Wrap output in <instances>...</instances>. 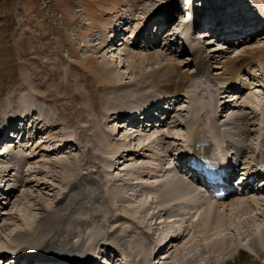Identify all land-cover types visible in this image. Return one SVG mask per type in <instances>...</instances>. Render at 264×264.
<instances>
[{"label":"rangeland","instance_id":"1","mask_svg":"<svg viewBox=\"0 0 264 264\" xmlns=\"http://www.w3.org/2000/svg\"><path fill=\"white\" fill-rule=\"evenodd\" d=\"M140 1L141 0H0V127L4 124L2 118V116L4 115L3 110L5 107H9L11 105L10 100L13 98V102L19 104L24 96L25 98L30 100V102H33V104H35L36 108H38V111L42 109L43 114L55 118V120L59 115L68 117L70 120H72L73 126L71 124L64 123L62 127H60L61 124L54 122L57 126L56 129H58L59 127L60 128L57 131H55L56 129L48 130L50 138L54 140V143H56L55 141H60L61 136L56 137L55 135L57 133L58 135H60L62 134L60 132H67L69 130L72 134L80 133L79 137L82 140L83 144L82 146L77 144L75 146L70 145L67 148V153L63 152L59 155H55V153L50 154L51 159H54V157L57 156L55 157V159L59 158L65 161L68 168H54V164V166L49 169L50 172L48 173V175H46V177H48L46 181H49V179L51 178L56 183V185L58 184L61 189L65 184H68L69 182L89 179L90 177L100 179L101 175L99 174L101 170L104 179V181L102 182V188L108 190V199L112 202L114 201V203H117L116 205L114 204L115 216H118L117 212L118 214L123 215L126 213V210H130L131 212L133 210V217L138 219L140 223H143L144 226L148 227H152L155 222H157L158 226H160L159 224L163 221L169 222L170 215L174 216L177 221L175 222L177 224L174 222L171 223L172 225L170 224V226H160L159 229L160 231H166L167 229L171 231L172 228H174L178 229L177 233H183V231L186 229L183 238L181 240H178L175 244V246L182 251L174 253L170 259H164L168 249L170 248V246H167L165 249H162L161 251L157 252V254H155V264H163L165 262L167 264H264V251L259 252V255L255 254V250L257 249V247L264 248V210H254V212H246L241 214L245 219V223H240V226L235 224L232 225L233 223L230 222L228 218L223 223L224 227L222 225L217 226L216 219L213 218H209L208 222L205 225L199 226L203 218V208L199 210L191 209L194 207L191 202L189 204L174 206L173 208H176L177 210L168 213L167 216H164L163 221L159 218V216L149 221L146 220V218H149V215H152V213L154 212V208L157 206V204L153 205L152 203H155L158 199V190L164 189L165 185H163V183L169 180V178L171 179L172 177H175L177 179L176 172L166 171L169 168V166L166 165V162L163 164L166 168L164 169L166 173L163 172L156 174L157 176L160 175L158 177L159 179L153 177L151 174L149 175L150 177H147L145 179V172L143 173V169H134V171L136 170L135 173H137V171L139 172L135 176L132 175V180L138 179V181L141 180L142 184L144 183V181H147L148 183L146 184L147 187H145V193L142 188V197L135 194L133 195V190L128 195L127 192L130 189L135 190V185L134 182L125 180L127 179L125 177V172H127V170L128 172H131L133 166H135L136 164L138 165V162H140V167L144 166L145 168L146 161L143 160L145 159V156H142V152L137 151L135 153L139 152V154L136 155H133V153L131 155V158H129L130 155H128V157L124 161V163L126 164L123 163V166L117 164L116 162V171L115 169L111 170L112 175L107 173L105 162L103 158L100 157V155L107 156L108 152H112L123 147L127 148L131 145L122 146L117 142L115 137H111V131H113L116 126L120 125L118 124V122L115 123V121H113L115 120V118L112 113L111 115L113 117L109 118V120L106 117L102 116L93 117L92 109L94 108V106L99 107L102 111L107 113L108 111L111 112L110 110L114 111V109H118L121 106L122 102L119 97L117 98V89L121 85H130V87L132 86V89L134 87V90H136L137 85L134 84L144 81L145 77L150 76L154 70H158L159 66L161 67V63L166 64L167 62L172 61L173 64L178 65V67H172V72L164 75V77L163 75H155L153 77L150 76L151 83H155V88L150 92H152L156 97L163 95V92L166 88L174 87V85L177 86L179 83L185 84L186 91H194L192 87V80L193 78H195L194 74L198 67L197 64L201 68H203L204 64H206L207 62L209 63L210 57L212 58V56V60H214L215 62L217 61V64L215 65V63L213 64V62H210L209 64H212L213 67L207 71H203L205 76L202 77L204 75L203 74L202 76H200V78H206L207 80H211L212 83H215L216 81L214 80V76H216V78L219 80L222 78V76L216 74H220L224 71V69H222L224 65V63L222 65L223 60L221 61L220 58L218 59V56L217 58H215L211 53L210 57L205 58L206 54L210 53L211 50H213L210 49L212 46H209L207 44V40H209L208 38L201 41V47L204 48L201 55H203L205 59L202 63L200 62L201 60H199V57L194 56L192 52L185 53V51L183 52V49H179V47H173L174 52L176 51V53L167 58V60L169 61H165L166 59L163 57L162 59L164 61H161V63L154 61V59H150V61H147L144 70L140 68H137L136 70L133 67L134 64H130L132 62V59L130 58L131 56L128 55L127 57H122V60H120L121 56L119 53L125 54L124 51L126 50L131 51V53H141V48L143 46L141 40L137 44L138 46L136 44H126V47L119 46L118 52H115L110 56L107 50L103 48V41L109 35L114 21L119 20L122 16H124V20L128 18V15H130V17L135 16L139 21L134 24L135 31H131V27H128L126 29L127 32H125V35L130 32L131 34H136L138 36L140 32L139 29H141V27L143 26L140 22V19H143L144 17L147 19V17L150 15V6L148 4L145 5V3ZM154 1L155 2H153V5L157 4L158 7H161L163 5L162 9L159 11L161 12L164 11L166 7H168V4H171V1L173 0ZM185 1L187 2L188 0ZM140 12L143 16L140 14ZM146 19H143V21L145 22ZM144 22L143 24H145ZM98 32H100L99 35ZM199 32L200 33H196L194 35V38H202L200 36H202L201 34L204 32V28H201ZM245 37V35L240 38L234 37L233 40L235 43H232V41H230L229 43L224 41V43H226L225 45L224 43L221 45L217 44V49H221L225 46L229 47L227 49H223L220 53H218L217 51V53L221 56L227 54L228 51H232L231 55H228L231 58H234L237 53H240L242 57H246L251 63L250 71L252 73L259 74V70L264 71V68L260 67V63L264 61L263 36L262 34H260L258 40L252 44H248V42H245ZM126 40H129V38L126 37ZM158 48L159 47L156 48V51L159 50ZM236 49L237 51L234 52ZM143 50L145 52L149 51L146 49ZM154 51H150V53H156ZM147 54H149V52H147ZM113 55H115L117 58L113 57ZM234 63L241 64V62H239V59ZM217 65H219L221 70L218 69L219 67ZM108 68L112 69L111 73L109 72ZM255 69H257V73L254 72ZM179 72L182 74L187 73L188 79H182V76L178 75ZM191 74H193L192 77ZM258 83L259 79H256V82L251 83L253 93H256V91L258 90L264 92L263 88H256V85ZM194 84L198 86L197 82H193V85ZM147 89H144L143 91H147ZM143 91L136 90L135 92L141 95L140 92ZM200 91H202V87L198 89V94L203 97H207L209 101V93ZM33 93L35 96L37 95L38 97H41L42 100L37 101L36 99H34ZM244 96H249V93L244 94ZM38 97L37 99L40 100ZM223 99L225 101L227 100V97H223ZM242 100H246V98ZM134 101L136 100H133V102ZM26 103L28 107H34L31 105V103ZM204 103H207L206 99ZM256 103L257 100L252 99V103L248 104L249 107H252V110L247 108L248 112L249 110L253 112V110L255 109H257V111L259 112L264 105V96L260 99L258 98L259 105ZM194 104H196V101H193L192 105H189L183 98H181L178 102V105H176V108L193 109ZM137 107H140L139 99ZM19 110H24V105ZM94 112L98 113V109L96 107L94 108ZM246 112L247 111L242 110V114L244 113L245 115H247ZM232 113H237L236 116L238 115L239 117L240 109L229 110L228 116H226L225 114L226 118L228 119V117ZM177 114H179V112H177ZM188 114H190V111L184 114L185 120L188 119ZM234 114L232 115L235 116ZM35 115L36 119L34 122L37 123V121H41L40 113L37 112L36 114H34V116ZM34 116L30 117L29 119L31 120ZM124 125L125 123H123L121 126ZM41 126H45V123H43L39 127ZM121 126L117 127V129L121 128ZM229 128L231 127L229 126ZM251 128L254 131L258 129V127ZM162 130H159L160 133L164 132ZM186 130L187 129L185 127L183 128L182 126L181 128L180 126L173 133L177 134L176 136L178 137V135H180L182 132V134H185L187 132ZM121 131L122 130H120V136H122V139L126 138L125 129L122 131V133ZM158 134L159 132L155 133V136L152 137L151 134L147 137L144 136V139L141 140L148 141L146 142V144L154 141V143L152 144L153 146H158L160 142H164L165 144L166 142H168L167 144L170 146L171 144H174L175 139L173 138L164 139V136L162 138L160 137L159 140L156 139V137H158ZM4 138H6V136ZM251 138L252 140H249L248 144L254 142V134ZM105 140L108 141L107 144ZM76 146L78 147L77 151H73L71 153L68 152L70 151V148H75ZM166 148L165 153L168 150V148ZM130 150L135 151L136 149H132L130 147ZM122 151H124V149ZM87 152L91 153L86 155ZM122 153L123 152H121V155L119 156L125 158L127 153ZM143 153L145 154L146 152ZM46 154L47 153L45 152L41 153V156L38 158V160L47 159L46 156L48 154ZM10 157L11 156H9L8 158ZM47 161L48 159L39 162H42V164H44ZM171 162L172 160L170 159V164ZM85 163H88V166L86 167L91 166V169L86 170V167L84 166ZM40 166L41 165H37V167ZM11 170L12 168L9 169L10 174H13ZM120 170L123 171L121 172ZM94 171L96 173H92ZM158 172H160V167L158 168ZM87 173L91 174L87 176ZM147 173H149V171H146V174ZM67 174L70 178L63 180L65 181L64 183L61 182L62 176L64 179L66 176L68 177ZM6 175H9V173ZM40 178L43 181L45 180L44 175H42V177ZM92 182H94V180H92ZM158 183H160L159 185L161 186L158 187V185H156ZM150 186L153 189H150ZM32 188L34 190L36 189V191L32 194L30 200H25L26 206L29 207L27 214H25L26 217L28 216V218L26 219V221L29 220L28 222H32L35 219L37 220L40 218L39 216L43 211V202L47 201L48 199L52 208H54L57 203V197L60 194V191H58L56 186L52 187L48 185L46 186V184H41L40 187H37V184L35 183L32 184ZM37 188L41 190L40 193L37 192ZM67 188L69 189V187ZM82 191L83 187L77 189L78 193ZM167 191L168 189H166L164 192ZM17 196L19 197L20 193H17ZM130 196H132V199L130 198ZM144 196L148 199V201L143 198ZM161 196L163 195H160V198ZM16 199L17 198H15V200ZM119 200L120 202H118ZM149 200L151 203L149 202ZM67 202L68 203L63 204L64 207L70 206L71 200H68ZM20 203L21 202L17 203L14 207L11 206L10 209H13L12 211H8L10 209L7 208L8 213H16V215L18 214V216H22L24 207L19 206ZM81 205L82 203L80 202V206ZM149 206L152 209L149 208ZM149 210L153 212H150ZM156 210H158V208ZM177 211H182L181 216L176 215ZM0 212L2 213V211ZM5 217L6 221L2 220L0 224L7 223V225H14L8 228V235L16 233L20 226L23 227L21 222L17 221V218L16 221L13 219L12 215ZM90 217L91 218L89 220V223L93 224L94 226L100 224L95 220L94 217L96 216L94 214L90 213ZM234 219L236 222L239 221L237 217H234ZM111 221L116 222L117 217H112ZM123 223H125V221L119 222L118 225ZM107 230L109 229L105 226L100 227L99 229V231L102 233H106ZM120 233L122 234V232L120 231L114 234V238L117 240L120 249L127 248L129 251L136 252V244L133 243V240H137V242L140 243L141 247H145L146 250H148V253L150 252L151 247L149 246L148 239L144 237L139 231L136 232L137 234L134 233L132 237L126 238L124 240H122L119 236ZM169 236L170 235L167 236L166 234L164 235V237H162V239L164 241H168ZM150 238L157 240L158 235H150ZM217 240H221V242H218ZM217 242L222 244H219L218 247ZM241 248L245 249L246 255H243L240 252ZM169 252V254H171V251Z\"/></svg>","mask_w":264,"mask_h":264},{"label":"bare ground","instance_id":"2","mask_svg":"<svg viewBox=\"0 0 264 264\" xmlns=\"http://www.w3.org/2000/svg\"><path fill=\"white\" fill-rule=\"evenodd\" d=\"M182 1L183 0H173L171 1V4H168V7H166L164 11L159 12L162 9L163 5L161 7H158L157 4L153 5V2H155L154 0H141L140 2H143L145 3V5L148 4L150 6V10H149L150 15L147 17V19L145 17L143 18V19H146V21H145L144 28L139 29L140 31L139 35L137 36L136 34H131L130 32L127 33L126 36L129 38L130 41L127 40L126 42L128 43L121 45V47L123 46L126 47L127 45H134V44L137 45L139 43L138 40L146 36V33L150 30L152 26H158L162 31L164 30V32L167 29H168V33L170 31L176 32V30L179 28V25H180V24L177 25L178 19L181 20V23L183 24L184 27L188 25L189 26L188 30H190L192 21H188V22L185 21L186 19V17L184 16L185 13L178 9V5ZM197 1L198 0H193V3ZM228 1L230 0H227V2ZM220 11L221 9L219 8L216 9L215 10L216 17L214 19H210L208 23L209 24L208 29L211 28V31L208 37L209 40H207L208 42L207 44L209 46H212L210 49H213V50H211L210 53H207L205 58L210 57L212 53L215 58H217L218 56V59L220 58L221 61L223 60L222 65L223 63L224 65L222 69H224V71L220 74L218 73L216 74V75H221L222 78L218 80L216 76H214V80L216 81L215 83H212L211 80H207L206 78H202L205 76L203 71L209 70V67L212 64H210L207 68H204L205 70H203L197 64L198 67L194 74L196 79L193 78L192 80V87L194 91H190V92L186 91L185 84L179 83L177 86L174 85V87L166 88L163 92L164 97L170 99V98H176L180 96L181 98H184L189 105H192L193 101H196V104H194V108L193 109L186 108V111L184 112H182L181 110L179 111L173 110V112H171V114L168 115L167 120L163 121L160 129H157L156 131L153 129V131L144 132L143 135L135 137V138L127 136L126 138L122 139V136H120V130L123 131V128L117 129V127H120L122 121L124 122V120L127 119L126 117H122V116L134 114L133 112L134 110H136L135 108H137L138 106V99H139L140 107L145 108L147 106H150V107L156 106L155 105L156 96L152 92H150L152 89L155 88V83L154 82L151 83L150 76L153 77L155 75H163L164 77V75L172 72L171 71L172 67L174 66L178 67V65L173 64V62L172 61L170 62L169 60H167V58H169V56H172V54L176 53V51L174 52L173 47L178 48V46H180L179 45L180 40L178 39V37L173 39V35L175 36L176 34L171 33L170 37H168L169 39L166 38L167 43L165 44L168 45V47L164 46L163 48H160L159 46L158 48L159 50H157L158 52L156 51V48L158 47L157 45L149 46V47L147 46L146 50H149V51H146V52L143 50L144 47L146 48V45H144V47L142 46L141 48L142 50L141 53H134V52L131 53V51H128V50L124 51L125 54L119 53L121 56L120 60H122V57H127L128 55L131 56L130 58L132 59V62L130 64H134L133 67L136 70L137 68L144 70V67L146 66L147 61H150V59H154V61L161 63V61H164L162 59L163 57L166 59L165 61H169V62L167 63L165 62L166 64L161 63V67L159 66L158 70H154L150 76L145 77L144 81L134 84V85H137L136 86L137 91H143L144 89L150 88V89H147V91L145 90L143 92H140V94L143 97L135 92L136 90H134V87L132 89L131 88L132 86L130 87V85L128 86L121 85L120 87L118 86L119 88L117 87L118 88L117 98L119 97L122 102V104L120 103L121 108L118 106L119 107L118 109L116 108L114 109V111L110 110L111 112L108 111V113L102 111L97 106H94V108L96 107L98 109V113L94 112V108L92 109L93 117L102 116V117H106L109 120V118L114 116L115 120L113 121H115V123L118 122L120 126H116L113 129V131H111V137H115L117 142L120 143L122 146L131 145L130 147L132 149L134 148L136 149L134 151V150H130V147H127V148L123 147L121 149L108 152L107 156L100 155V157H102L105 162V166L107 168L108 174H111V170L113 169H115L116 171V168H115L116 166L114 162L117 161V164H120L123 166L124 164H126L124 163V161L126 160L128 155H130L129 158H131V155L133 153H134L133 155H136V154H139V152L138 153H135V152L140 151L142 152V156H145V159H143L146 161L145 168L144 166H141V167L139 166L137 168L133 166V168L131 169V172H128V170L127 172H125L126 173L125 177L127 178L125 180L129 182L130 181L134 182L138 180V179L132 180L133 176L137 175V173L139 172L137 171V173L133 174L132 172L134 171V169H138V170L143 169L142 171L143 173L145 172L144 173L145 179L147 177H150L149 176L150 174L153 177L158 178L160 175L157 176L156 175L157 173H163V172L166 173L167 171V170L165 171L164 168H161L160 172H158L157 168H159L160 166L158 167V165H156V159L160 157L161 154L165 153L166 147L169 150L168 152L171 153V152L178 151L181 154V156H183L185 154V150H189V151L195 150L196 154H198L197 148L199 145L209 146L210 148L212 147L217 148L218 146H221V145L223 146V148L226 147V151L229 153V156H232L233 158L232 163L234 162L235 164L236 161H239L242 163V166L244 168L239 169L241 172L242 171L251 172L255 168V162H256L255 154L259 151L260 146L264 145V105H263V108L260 109L259 112L257 111V109L253 110V112H251L250 110L248 112L247 108L252 110V107L248 106L249 103H252V99L257 100L256 104H258V98L260 99L261 97L264 96V92H262L261 90H258L256 91V93H253L252 85H251V83L256 82V79L257 80L259 79V83L256 85V88H263V91H264V71L259 70L260 71L259 74L252 73L250 71L251 63L248 61L246 57H242L240 53H237L234 58H231L228 55H226V57L224 58V55L220 56V54L218 53H220L223 49H227L229 47L225 46V47H222L221 49L216 48L218 47V45H221L222 43H224L220 41L229 42L231 41V38H234L235 36H238L240 34H247L246 28L244 26L249 25L247 21L248 19H252L251 18L252 15H246L248 14L247 9L242 10L243 13L240 12L238 14L235 13V14H229V15L218 14V12ZM205 13L206 12L203 11V13H199L196 15L195 20H194L196 23L195 32L189 31L186 34L188 41L185 43L182 42L183 52L184 51L185 53L192 52L194 56H197V57L202 56L203 58L204 56L201 55V53H203L204 48L201 47V41L206 39V36H208V31L207 30L204 31V35L202 38L196 39L194 38V35L196 33H200L199 29H201V27L203 28L207 27L206 24L203 22V17ZM162 15L165 16V19L159 22ZM131 19L132 21L128 20V22H125V24H128V25L123 26L121 29H119L120 32H126V29L130 26H131V31H135L134 24H136V22H139V21L135 16L132 17ZM143 19H140L141 24H143L144 22ZM177 33H181V32L177 31ZM253 34H256V35L254 39H251L249 41L248 44H252L258 40V38L260 37L259 36L260 30L256 29L253 32ZM158 36L160 38V35ZM227 36H230V37H227ZM262 38L264 39V34ZM190 41L193 42V45L190 44ZM118 50L119 49L116 46V50H114L112 54H114L115 52H118ZM150 51H154L156 53L151 54ZM236 51L237 49L234 52ZM147 52H149V54H147ZM113 57H116V56L113 55ZM212 59H213V56L212 58L210 57V62L211 63L215 62ZM238 59L242 65L234 63ZM216 64H217V61L215 62V65ZM217 66L219 67V65ZM260 67L264 68V61L260 63ZM108 69H109V72L111 73L112 69L110 68ZM218 69L221 70L220 67ZM256 71L257 69H255L254 72ZM178 75H181L182 79H188L187 73L182 74L179 72ZM192 75L193 74H191V77ZM200 76L202 77L200 78ZM193 82H197L198 86H196V84L193 85ZM234 86H237L236 88L237 91L234 92V94L232 95H236L237 96L236 100L237 99L238 100L237 101L234 100L233 102H230V103L227 101L221 102L225 95L232 93L230 92V88ZM200 87H202V91L209 93L210 95L209 101L207 97H203L200 94H198L199 93L198 89ZM245 92L249 93V96L246 98V100H242V99H245L242 95V93L245 94ZM135 93L138 94L139 96L136 95ZM216 93L219 94V98H217V100L214 96ZM33 96H34V99H36L37 101L42 100L41 97H38L37 95L35 96L34 93H33ZM37 97L40 100H38ZM141 98H144V99H141ZM162 99L164 98L158 97V100H160V102ZM205 99L207 100V103H204ZM133 100H136V101L133 102ZM26 102L31 103V105L34 107L32 108L28 107ZM176 102L178 105L179 101L176 100ZM10 104L11 105L9 107L7 106L3 110L4 115L2 116V118H3L4 124L0 127V140L3 138L4 134L5 135L9 134L8 128H12L14 130L17 129L19 133H23L22 140H24L30 131H31L30 133H32L33 135H36L34 133L39 129L38 127L42 125L43 123H45V126H43L44 129L46 128L48 130L56 129L57 126L55 123L61 124L60 127H62L64 123H68L73 126L72 120H70L68 117L59 115L58 118H56L55 120V118H52L46 114H43L42 109L38 111V108H36L35 104H33V102H30V100L25 98V96L23 97L22 101L19 104H16L15 102H13V98H12L10 100ZM23 105H24V110H19L23 107ZM161 108L165 109L164 107H161ZM234 109H240V116L239 117L238 115L236 116L237 113L235 114L232 113L235 116L230 114V116L227 119L226 116H228L229 110H234ZM242 110L247 111L246 112L247 115H245L244 113L242 114ZM189 111H190V114H188V119L185 120L184 114ZM37 112H39L41 115V121H37V123H35L34 121L36 119V115L34 116V114H36ZM177 112H179V114H177ZM111 113L113 114V116L111 115ZM32 116L34 117L30 120L29 118ZM224 116H225V120H224ZM180 126L181 128L182 126L183 128L185 127L187 129L186 130L187 132L185 134H182L183 133L182 132L177 137L176 136L177 134H174L173 132L177 130V128H179ZM229 126L231 128H229ZM251 127L253 128L258 127V129L254 131ZM50 128H53V129H50ZM59 128L56 129L55 131L59 130ZM134 129L136 130V128ZM162 129H165V130H162ZM159 130H162L164 132L160 133ZM157 132H159V134H158V137H156V139L159 140L160 137L162 138L164 136H165L164 139L173 138L175 139L174 144H171L170 146L167 144L168 142H166V144L164 142H160L158 146H153L152 144L154 143V141H151L146 144V142L148 141L141 140V139H144V136L147 137L150 134H151V137L155 136V133ZM60 133L62 134L58 135L57 133L55 135L56 137L61 136L60 141H55L56 143L53 142V144H51L54 150L53 152H50L45 148L47 145L45 142L42 143L38 141L40 138H38L37 142L34 144H32V141H29L28 144L32 145V147L30 150L28 149L27 151H24V152L17 151L16 145L18 144L14 142L15 147L12 150H8L6 152V156H11L10 160L3 164L0 163V169L3 168V170H1L0 172L1 182L3 181L2 179L8 178L7 183H5L3 186H0V188L3 187V191L0 190V211H2V213L0 212V223L2 222V220L6 221L5 216L8 217L9 215H12L15 221L17 218V221H20L21 224L23 225V227L20 226L21 224L19 225L20 227L16 233H12L8 235L7 233L8 228L14 225H10V224L7 225V223L0 224V259H4L6 255H9L10 260L8 261V263L10 262L12 263L15 260V257L12 256V254H16V256L19 257V260L21 258V261L22 260L33 261V258L36 256L41 257L40 255L42 256L45 255L47 258H49L50 254L59 253L63 255L78 256L79 257L78 260L82 261L83 264H94L95 263L94 259L96 258L95 256L96 251L103 249L104 251H108L109 253L119 252L122 255L128 257L131 262L147 264L149 263V261L152 260V256L155 254L156 250L160 251L166 248L168 245H171L172 247L171 249H169V251L171 250V254L168 256L167 259H170L174 253L176 252L178 253V251H182L181 249H178L175 246V244L178 240H181L183 238L186 232V229L183 231V233H177L178 229H174V228H172L171 231L169 229H167L166 231L165 230L160 231L159 229L160 226L162 227H164V225L170 226L171 223H174L176 221L174 216H171V215L170 216L168 215L169 222L163 221L164 216H167L168 213H171L172 211L177 210L176 208L175 209L172 208L173 205H183V204H189L192 202L194 207L191 209L199 210L203 208V218L199 226L205 225L208 222L209 218L216 219L217 226H221V225L223 226V223L227 218L230 222L233 223L232 225L235 224V225L240 226V223H245V219L243 218L241 214L246 213V212H254V210L256 211L264 210L263 209L264 208V187L258 190V192H255L248 197H245V196L236 197L232 199H226L220 202H215L206 195H200V189L198 188V186L191 182L187 183L182 171L179 170L178 171L179 174H177V179L175 177H172L171 179L169 178V180L163 183V185H165L164 189L162 190L157 189L159 196L157 197L156 195V197L158 199L155 203H152L153 205L157 204V206L154 208V212L149 210L150 212H153V213L152 215H149V218H146V220L150 221V220H153L155 217L159 216V218L162 219L163 221L161 222L160 220L161 222L159 224L160 226H158L157 222H155V224L152 227L144 226L143 223H140L138 219L133 217L134 216L132 214L133 210L132 212L130 210H126V213L123 215L118 214V212L116 211L118 216H115L114 215L115 205L117 203H114V201L113 202L110 201L108 199L109 198L108 190L102 188V182L104 181V179H103L101 170H100V174L98 173L99 175H101L100 179H97L95 177H90L89 179L69 182L68 184H65L64 187L61 189L58 186V184L56 185V183L51 178L49 179V181H46V179L48 178L46 177V175H48V173L50 172L49 169H51L52 166H54V164H55L54 168L55 167L64 168V169L68 168L67 163L65 161L59 158L55 159V157L57 156H55L54 159H51L50 154L54 152H56L55 155L62 154L63 152L67 153V150H68L67 148L70 145L75 146L77 144V145L82 146L83 144L82 140L79 137L80 133L72 134L69 130L67 132H60ZM38 134L42 140L43 138L44 139L48 138V137H42V136L47 135L46 130H44V133H38ZM251 134L252 135L254 134L255 140L253 143L248 144L249 140H252ZM12 136H14V134L11 133L9 134L8 137L10 138ZM107 143L108 141H106V144ZM20 147L22 146L20 145ZM123 149L124 151H122ZM5 150L3 153H5ZM69 150L70 151L68 152L71 153L73 151H77L78 147L77 146L75 148L72 147ZM43 152L48 154V155L46 154L47 155L46 158L48 159V161L45 162L44 164H42V162H39V161H45L47 159L38 160V158L41 156L40 154ZM121 152H123L122 154L127 153L125 158L119 156L121 155ZM143 152H146V153L144 154ZM90 153L91 152H87L86 155ZM169 158H172V155L171 156L169 155ZM139 163L140 162H138V164ZM37 165H41V166L37 167ZM84 166L85 167L88 166V163H85ZM11 168H12L11 171L13 174H10L9 169ZM88 169H91V166L86 167V170ZM146 171H149V173L146 174ZM8 173L9 175H6ZM92 173H96V172L94 171ZM90 174L91 173H89L87 176H89ZM2 175H6V177ZM42 175H44V179H45L44 181L41 180L40 178L42 177ZM69 178H70L69 175L68 177L66 176L64 179L62 176L61 182L64 183L65 181L63 180H66ZM92 180H94V182H92ZM35 183L37 184V187H40L41 184L42 185L46 184V186L48 185L52 187L56 186L58 191H60V194L57 197V203L54 208H52L49 199L47 201L44 200L46 202V205H45V202H43V211L39 216L40 218L37 220L34 218L35 219L34 221L28 222L29 220L26 221L28 216L26 217L25 214H27L29 207L26 206L25 200L26 199L30 200V197L32 196V194L36 191V189L34 190L32 188V184H35ZM138 183L142 184L141 180H139ZM144 184L145 185L148 184L147 181H144L143 185ZM159 184L160 183L156 185H158L159 187L161 186ZM145 185L142 187L144 190V193L146 189L145 187H147V185L146 186ZM67 187H69V189ZM81 187H83V191L78 193L77 189ZM150 189H153V188L151 187ZM166 189H168V191L164 192ZM112 190H113V185H112ZM40 191L41 190L37 188V192L40 193ZM131 191L132 189H130L127 192V194L129 195ZM17 193H20L19 197L17 196ZM138 194L139 193H137V195ZM142 194L143 193L141 189V195ZM160 195H163V196H161L160 198ZM132 196H130L131 199H132ZM15 198L17 199L15 200ZM143 198H145V196ZM145 199L148 201L147 198ZM68 200H71L70 206L64 207L63 204L68 203L67 202ZM19 202H21L19 206L24 207L23 212H22L23 215L22 216L19 215L20 216L19 217L18 214L16 215V213L9 214L8 211L13 210V209L12 210L10 209L11 206L14 207ZM80 202L82 203L81 206H80ZM118 202H120V200ZM92 205L95 207H93ZM7 208H9L10 210L7 211ZM149 208L151 207L149 206ZM157 208L158 210H156ZM90 213L96 216L94 218L96 221L100 223L99 225L94 226L93 224L89 223V220L91 218ZM181 214H182V211H177L176 215L181 216ZM112 217L113 218L117 217V221L112 222L111 221ZM234 217H237V219L239 220L237 221L238 223L235 221ZM121 221H125V223L118 225V223ZM104 226L109 229L106 231V233L105 232L102 233L99 231L100 227H104ZM119 231L122 232V234L120 233L119 235L122 240L132 237L134 233L139 231L144 237L148 239L149 246L151 247L150 252L148 253V250H146L145 247H141L140 243H138L137 240H133V243L136 244L135 246L136 252L129 251L127 248L120 249L117 240L114 238V234L118 233ZM152 234H155V235L159 234L158 240H154L150 238V235ZM166 234L167 236L168 235L171 236L169 244L166 243L162 239V237H164V235ZM218 242H221V240ZM219 244H222V243H218L217 244L218 247H219ZM214 248H215V245H214ZM261 251H264V248L257 247V249L255 250V254L259 255V252ZM240 252L243 255H246L245 249L241 248ZM101 254L103 253L100 251L99 255ZM78 260H69L64 263L73 264ZM153 260H155V258ZM0 264H2L1 261H0ZM163 264H167V263L165 262Z\"/></svg>","mask_w":264,"mask_h":264}]
</instances>
